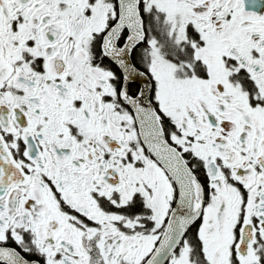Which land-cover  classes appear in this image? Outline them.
I'll return each instance as SVG.
<instances>
[{
    "label": "snow or ice",
    "instance_id": "1",
    "mask_svg": "<svg viewBox=\"0 0 264 264\" xmlns=\"http://www.w3.org/2000/svg\"><path fill=\"white\" fill-rule=\"evenodd\" d=\"M0 264H264V0H0Z\"/></svg>",
    "mask_w": 264,
    "mask_h": 264
}]
</instances>
